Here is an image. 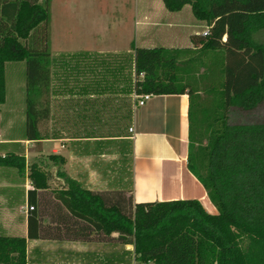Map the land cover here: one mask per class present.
Returning a JSON list of instances; mask_svg holds the SVG:
<instances>
[{"label": "trees", "instance_id": "trees-1", "mask_svg": "<svg viewBox=\"0 0 264 264\" xmlns=\"http://www.w3.org/2000/svg\"><path fill=\"white\" fill-rule=\"evenodd\" d=\"M163 2L171 10L191 3L195 16L208 22V33H192L193 45L186 47L133 41L124 63L130 69L125 87L137 93H189L188 167L218 212L195 197L136 202L129 185L92 189L64 170L65 184L50 190L49 206L44 194L52 172L33 161L28 234L0 233V264H29V238L107 242L103 257L80 253L83 262L94 258L92 264H264V119L230 120L233 108L252 111L264 103V40L255 36L264 30V0ZM50 4L0 0V108L7 62L24 61L25 131L32 140L51 135L46 126L54 62ZM110 56L123 67L117 54ZM48 156L61 166L66 161L55 152ZM0 164L21 173L27 168L26 157L15 151L0 155ZM48 211L52 222L46 224Z\"/></svg>", "mask_w": 264, "mask_h": 264}, {"label": "crops", "instance_id": "crops-1", "mask_svg": "<svg viewBox=\"0 0 264 264\" xmlns=\"http://www.w3.org/2000/svg\"><path fill=\"white\" fill-rule=\"evenodd\" d=\"M97 1L99 8L83 12L93 18L95 31L86 36L75 30L77 38L83 40L71 42L67 35L62 43L51 42V115L46 121L50 137L25 138L33 155L29 159L25 156L24 173L15 166L0 164L1 234L27 236L31 205L28 193L34 187L29 160L41 163L39 154L53 152L66 157L64 171L92 189H115L126 184L132 188L136 202L195 197L210 212H218L204 184L188 167L189 93L154 94L144 105H138L135 90L126 89L124 79L125 73L130 76L129 65L124 63L133 53V41L145 47L192 46L191 34L208 30V22L204 26L198 19L195 25L201 31L188 30L185 37L190 42L184 45L178 30L185 31L188 26L181 16L185 6L171 10L161 4L142 6L140 0L134 5L128 0ZM50 6L52 12V0ZM158 39L159 45L154 43ZM116 54L122 68L116 67L110 56ZM9 72L15 74L14 80ZM6 78L0 119L4 110L13 114L17 103L26 104L25 62H7ZM17 141L14 135H3L0 128V144ZM46 141L51 142L50 151L45 148ZM43 219L46 224L52 222L49 211ZM126 247L133 249V245ZM108 249L107 242L29 238L27 252L29 264H92L93 255L83 262L80 253L97 252L103 257L102 251Z\"/></svg>", "mask_w": 264, "mask_h": 264}, {"label": "rangeland", "instance_id": "rangeland-1", "mask_svg": "<svg viewBox=\"0 0 264 264\" xmlns=\"http://www.w3.org/2000/svg\"><path fill=\"white\" fill-rule=\"evenodd\" d=\"M65 1L66 3H64ZM128 1L129 3L134 5L135 0H128ZM97 2H98L97 0H52V18L50 22L51 24L50 37L51 36L52 37L50 41L52 43H55V45H57L58 43H62V41H66L67 35L71 42L79 41L80 39L83 40L84 38H80V37L77 38V36H79L77 33L78 31L82 35H86V36L87 34L92 33V31H95V24L92 23L93 18L89 14L83 12H87V11L89 12L97 7L99 8V6L96 5ZM140 4L142 6H147L149 4H155V5L161 4L162 6L165 7V3L163 2V0H140ZM124 5L130 6V4L128 3ZM181 16L183 17L184 20L187 21L188 24V26L186 27V29L188 28L187 30L186 29L185 31L178 30V33L183 36L180 37L183 38V40L180 43H183L185 45L187 42H190V38L185 37L186 32L188 33V30L201 31L202 28L200 26L195 25L198 24V22L200 21H198V18L195 16L191 3H187L185 5L184 10L181 12ZM201 21L204 23L205 26L207 23L206 20L203 19ZM114 25H116V23H114ZM75 30H77V32ZM74 36L76 38H73ZM255 36L264 40V30L257 32ZM107 38L108 37H106V39ZM159 41L161 42V40L158 39L154 43H157V45H159ZM14 75H15L14 73L12 74V72H9V77L12 78V80L15 79ZM7 110H4L2 112L3 118L0 119V128L3 131V135L7 137L14 135L18 139V141L13 142L11 144L1 143L0 152L7 154L8 152L15 151L16 153L24 155L27 157V159H29V157L33 155L32 154L33 150L29 149L30 145L28 146L25 143L26 104L17 103L16 108L12 111L13 114ZM259 119H264V103L259 105L257 109L252 111L233 108L230 113L231 121L259 120ZM50 143L51 142L46 141V143L44 144L45 148L49 149V151L51 150V148H49ZM46 145H48V147ZM39 155L42 158L41 160L42 166H44L46 169L48 168L52 172V176L50 179L51 188L48 189V191L44 194L48 196L46 201L50 203L49 206H51L54 200L51 201L52 197L50 190L53 189V187L62 186L65 184L64 178L60 174V171L63 170L62 169L63 166H61L59 159L51 160L48 156L49 154L48 155L39 154ZM31 162L32 161L29 160V164ZM52 164H54L55 167H53ZM19 201H21V198ZM129 246L132 245L129 244Z\"/></svg>", "mask_w": 264, "mask_h": 264}, {"label": "built area", "instance_id": "built-area-1", "mask_svg": "<svg viewBox=\"0 0 264 264\" xmlns=\"http://www.w3.org/2000/svg\"><path fill=\"white\" fill-rule=\"evenodd\" d=\"M204 33H208V30H205ZM136 93V98H137V104L138 105H144L148 100H150L152 98V96L155 93H148V92H144V93ZM131 131L134 130V128L130 127ZM30 208H33L32 205H30Z\"/></svg>", "mask_w": 264, "mask_h": 264}]
</instances>
